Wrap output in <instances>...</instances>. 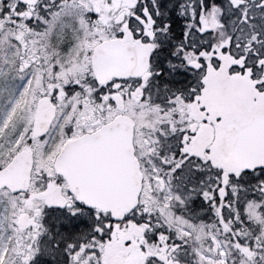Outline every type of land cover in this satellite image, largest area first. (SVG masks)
<instances>
[{
  "label": "snow or ice",
  "instance_id": "6c2138e0",
  "mask_svg": "<svg viewBox=\"0 0 264 264\" xmlns=\"http://www.w3.org/2000/svg\"><path fill=\"white\" fill-rule=\"evenodd\" d=\"M111 47L122 66L101 63ZM221 68L264 94V0H0V264H107L117 230L137 264H264V146L197 147L187 111L227 119L201 102ZM122 114L150 132L117 207L56 157Z\"/></svg>",
  "mask_w": 264,
  "mask_h": 264
},
{
  "label": "water",
  "instance_id": "95a60500",
  "mask_svg": "<svg viewBox=\"0 0 264 264\" xmlns=\"http://www.w3.org/2000/svg\"><path fill=\"white\" fill-rule=\"evenodd\" d=\"M124 53L120 48L106 50L101 63L117 68L124 64ZM120 125L105 126L96 139L80 138L69 141L56 159L68 177L90 194L117 207H124L134 198L139 185L140 173L133 155V121L126 115L120 116ZM235 153L255 155L264 146V126L248 125L239 129L233 144ZM20 169L13 170L18 175Z\"/></svg>",
  "mask_w": 264,
  "mask_h": 264
},
{
  "label": "flooded vegetation",
  "instance_id": "af4514ba",
  "mask_svg": "<svg viewBox=\"0 0 264 264\" xmlns=\"http://www.w3.org/2000/svg\"><path fill=\"white\" fill-rule=\"evenodd\" d=\"M228 62L227 57L224 63ZM206 85V92L201 102L205 103L210 113L225 112L227 119L222 116L221 120H213L205 123L200 120L203 115L196 103L188 102L187 111L189 116L195 117L193 123L197 126V144L209 143L216 145L222 155L234 157L231 148L234 138L239 129L249 124L255 127L264 126V94L257 93L252 87L247 76L237 73L229 74L225 68L210 70ZM255 97V99H253ZM128 115V114H126ZM130 116V115H129ZM134 121L132 145L135 147V158L143 152L146 137L149 135L148 126L140 127V116H130ZM60 153V152H59ZM57 153V156L58 154ZM140 174L141 169L138 167ZM131 235L130 231L117 230L112 241H107L103 246L102 258L107 264H137L139 249L133 241L125 245L123 237Z\"/></svg>",
  "mask_w": 264,
  "mask_h": 264
},
{
  "label": "rangeland",
  "instance_id": "374dc122",
  "mask_svg": "<svg viewBox=\"0 0 264 264\" xmlns=\"http://www.w3.org/2000/svg\"><path fill=\"white\" fill-rule=\"evenodd\" d=\"M140 120L142 121V124H143L144 126H147V120H146V119H142V118L140 117Z\"/></svg>",
  "mask_w": 264,
  "mask_h": 264
}]
</instances>
